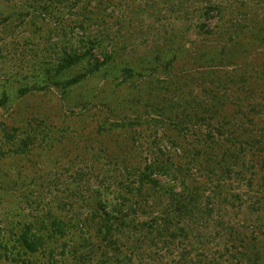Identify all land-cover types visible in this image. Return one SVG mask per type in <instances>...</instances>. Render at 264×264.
<instances>
[{"label":"rangeland","instance_id":"rangeland-1","mask_svg":"<svg viewBox=\"0 0 264 264\" xmlns=\"http://www.w3.org/2000/svg\"><path fill=\"white\" fill-rule=\"evenodd\" d=\"M81 1L0 0V264H120L115 252L147 264H170L177 253L201 264H264V238L244 217L259 183L246 189L240 180L258 168L243 174L228 142L241 129L244 141L264 139V0ZM70 46L95 51L103 65L82 62L60 72V83L47 80ZM189 112L200 114V130L186 124ZM155 158L203 186L202 206L216 205L203 228L185 223L192 230L169 239L140 225L165 218L170 188L181 191L168 172L151 175L157 185L138 182ZM115 207L123 222L114 245L86 225ZM55 220L65 231H52ZM24 230L46 236V249L21 254ZM89 248L108 259H86Z\"/></svg>","mask_w":264,"mask_h":264},{"label":"trees","instance_id":"trees-1","mask_svg":"<svg viewBox=\"0 0 264 264\" xmlns=\"http://www.w3.org/2000/svg\"><path fill=\"white\" fill-rule=\"evenodd\" d=\"M59 1V0H57ZM76 2L73 4L74 7L81 5L82 1L81 0H75ZM84 2V1H83ZM214 7V5H211L210 8ZM45 9H49V10H54V8H52L51 6H45V4L40 8H38L39 10H44ZM71 8V7H70ZM209 8V7H208ZM208 10V9H206ZM85 14H91V10H86L84 9V15ZM88 44H91L90 41L87 42ZM95 45V44H93ZM94 49V48H93ZM70 51L69 54H65L62 59L58 60V65L56 67V69L52 72H48L45 71V74L47 75L46 79L49 81H55L60 83L58 80H54L55 78H58V75L60 74V72L69 69V68H73V67H77L79 65L82 64V62H87V64H90L91 62H93L94 66H97V64L103 65V63H100L98 58H96V54H93V50H88V52L82 53L79 52V50L73 48L72 46H70V48L68 49ZM90 51V52H89ZM100 56H102V53L99 54ZM98 66V69L99 67ZM60 76V75H59ZM122 76V74H121ZM124 77V76H122ZM127 77V76H126ZM126 77H124L123 79H127ZM238 80V79H237ZM70 83V82H69ZM238 83L242 85V78L239 77ZM237 84V82L232 81V85ZM238 87V86H236ZM247 87H251L250 86H246L244 88ZM241 88L239 92L245 94V96L243 98H245V101H249V97L252 95L251 92H245L242 91ZM203 93V92H202ZM205 94V93H203ZM230 97V96H229ZM248 97V98H247ZM217 96H210V98H203V104L204 102L207 101H213L214 99H216ZM235 101L239 100V97L237 96H233L232 97ZM231 98V99H232ZM244 100V99H243ZM219 101V100H218ZM255 101V100H253ZM241 102V101H240ZM231 103H229L230 105ZM236 106H241L242 104H235ZM233 105V106H235ZM203 107H201L202 109ZM205 110H201V113H204ZM238 113V112H237ZM200 114H196L195 112H189L187 114V121L186 124H190L191 129H195L194 127L197 126L196 123H193L194 120L195 122H200L199 121V116ZM239 116H242V113H238ZM236 117V116H235ZM193 124V125H192ZM199 125V124H198ZM200 127V126H199ZM197 130H200V128H198V126L196 127ZM262 131V130H259ZM243 130L241 129V132L239 134H230L229 137L231 140H229L228 142L232 144V146H234L236 149H238V157L235 158V162L239 161V164L241 169L244 168V172L248 170V168H252L254 167L255 169L258 168V170H254V172H252V174H250V178H245L242 176V178L240 177V180L242 182H245L246 185H243L246 189L248 188H253L252 186L258 185L257 183H259L258 187H256L257 190H254L253 193L255 195H253V198L255 199L251 206L248 205L246 208V214L244 217L245 218H249L250 220H248L251 224H249V230L251 233H255L261 237L264 238V139L256 141L253 139V137L248 138L247 141H244L243 139ZM259 138L261 139V137L259 136ZM262 141V142H261ZM259 144L258 146L254 147V145ZM208 144H209V149L213 150L215 148V146H218V141L216 140L215 137H213L212 135H210V138L208 139ZM230 144V146H231ZM246 146V148L243 146ZM248 147V148H247ZM227 150H230L229 148H227ZM242 152V155H241ZM250 154L251 158H246V155ZM156 160L152 161L151 164H149L146 168H144L143 172H141L140 176H139V183L141 185H143L147 180H149L152 184L157 185V182H155L152 178L151 175L152 174H157V175H162L165 172H168L167 175L172 174L173 178L172 180H178L180 186H181V191L176 192L174 190V188L172 187V189L170 188L168 197H169V201L171 202V205L167 206L166 209L164 210V214L166 217L165 218H159V219H155V220H148L147 222H142L140 223V225L146 230V233L148 235H158V237H165V235L169 238L172 239L173 237V233L174 232H181V233H185V231H187L190 227L188 225H186L185 223H191V225H193V228H198L200 225L202 226L203 224V217L205 216H211L213 213L216 212V205L212 204V208L210 210H207V208H205L206 205H203V198L205 197L202 193H201V187H203L202 185H199V182L191 179V177H189L187 174H183L182 173V168L180 166H174L171 163H167V162H163L162 160H159V158H155ZM221 163V162H220ZM250 163V166L249 164ZM254 165V166H253ZM161 173V174H160ZM259 173V174H258ZM242 175L241 173L238 175L239 176ZM252 176L255 177L254 180H252ZM151 179V180H150ZM188 182L191 185L192 183L197 184L194 187H188ZM216 199H219V196L216 197ZM222 199V198H221ZM105 201V200H104ZM101 199L98 200V203L100 204ZM117 207V206H116ZM114 208L113 210H108L105 211L103 215L99 216V220L98 222H96V224H94V222L92 221V225H86L87 228H91V233L90 235H92V233L95 235V237H100L103 239H108V242L110 244H116V242H118V240L115 238L118 235V232L116 230V227L113 228L115 225H117V228H120V225L122 224L123 220L122 218H118V216L116 215L119 210H117V208ZM101 208H104V206H100V210L99 211H104ZM98 210V209H96ZM171 211V214H170ZM171 215V216H170ZM216 215V214H215ZM218 216V215H217ZM117 221H120L121 223H117ZM32 224V223H31ZM68 224V223H67ZM64 223L60 222V221H56L53 223V227L52 231L54 230H64L63 227ZM199 228H203L199 227ZM235 227L232 224H228L226 226V230L232 232L233 229ZM247 227H245L244 230H246ZM190 230H192V227L190 228ZM65 231V230H64ZM237 231V230H236ZM52 233V232H51ZM67 233V232H66ZM256 235V236H257ZM108 237V238H107ZM47 237L43 236L41 234H29L28 230H24L21 234H19L18 239L16 240L17 242V246H19L23 251L21 254H35L41 251H44L46 249V241ZM199 238H196L195 241H193V244L191 243L190 246L192 248V251L197 249L196 246H199L201 244V242L198 240ZM195 243V244H194ZM253 247V246H252ZM84 249L86 250V248L84 247ZM251 249V247L249 248ZM54 249L51 250V252H53ZM97 251V250H96ZM117 251V250H116ZM95 253V251H93L92 248H89V250L86 251L85 257L87 259L86 255H89L91 253ZM92 253V254H93ZM255 252H251L252 257L256 256ZM66 256V255H64ZM63 256V257H64ZM96 256L98 257L99 261L96 260V263H102L103 261V257L108 259V257H106V251L104 253H100V254H96ZM95 257V256H94ZM190 254L185 256V255H181V254H175V256H173L170 260V264H186V263H191L192 259H189ZM251 258V257H250ZM196 261L192 262V264H201V261L198 260V256H195ZM206 259V258H204ZM135 260L137 262H135ZM114 263H119L120 264H147L144 263L143 261V257L140 256V254H136V256H134V254H132V257L123 254V252H115V257L113 258ZM249 261V260H248ZM76 262L78 264H85L82 263L84 262L83 259H81V262L76 259ZM89 263V261H88ZM203 264H217V260L215 262H204Z\"/></svg>","mask_w":264,"mask_h":264}]
</instances>
